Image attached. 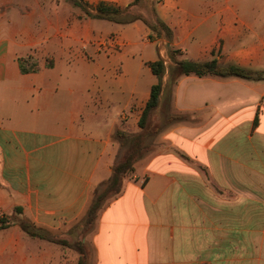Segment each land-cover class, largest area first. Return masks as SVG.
<instances>
[{
  "label": "crops",
  "instance_id": "crops-1",
  "mask_svg": "<svg viewBox=\"0 0 264 264\" xmlns=\"http://www.w3.org/2000/svg\"><path fill=\"white\" fill-rule=\"evenodd\" d=\"M146 2L150 13L122 23L62 1L0 0V264H77L73 248L18 220L71 234L65 227L111 174L117 132L139 130L158 58L166 70L155 112L189 117L156 134L100 209L88 235L95 264H264V80L182 75L168 84L170 48L264 70V0ZM156 18L170 41L143 21ZM28 54L39 68L22 73L18 57Z\"/></svg>",
  "mask_w": 264,
  "mask_h": 264
},
{
  "label": "trees",
  "instance_id": "trees-1",
  "mask_svg": "<svg viewBox=\"0 0 264 264\" xmlns=\"http://www.w3.org/2000/svg\"><path fill=\"white\" fill-rule=\"evenodd\" d=\"M66 1L70 2L74 6L79 7L84 12L86 17L102 18L122 23L130 22L140 18L138 15H134L128 11L129 6L135 4L139 0H133L129 6L123 8L102 0L94 4L89 3L86 0ZM143 21L151 28L152 31H156L158 34L163 33L167 40L170 41L172 32L162 20L156 18L153 24L147 22L146 20ZM176 52L177 49H169V57L173 62V65L168 66L169 88H171L172 85L176 83L177 79L182 75H195L199 77L205 75L219 77L237 76L253 80H264V70H252L236 64H221L216 58H210L201 61L187 58H176ZM18 64L22 73L35 71L39 68V64L32 54H28L25 57H18ZM149 67L152 73L157 77V82L151 86L149 99L147 100L139 116L137 122L139 131L138 133L130 136L123 132H117L118 137H122L128 142V151L121 158H117L115 160L112 166L111 174L109 178L102 184V186L96 185L91 190L90 199L85 212L81 217L84 225H88L93 222L97 216L98 210L102 208L104 201L107 198L115 197L121 191L124 178L130 176L133 173L134 163L144 155L142 148L147 146L144 143V138L152 133L157 134L161 130L160 126L152 127L151 116L152 112L158 106L159 95L162 91V76L166 70V67L163 63V60L160 58L150 62ZM176 116L177 115H169L168 119L172 121L174 118H177ZM20 210L21 209L19 207L15 208L16 212H20ZM18 221L19 226L31 236L46 238L49 241L69 246V243L66 240L56 239L49 234H45L41 231V228L35 227L30 222L24 221L23 219ZM4 226L5 221L1 218L0 228ZM79 253L80 257L78 258L77 263L86 264V261L82 259V257H85L86 255L83 245L79 247Z\"/></svg>",
  "mask_w": 264,
  "mask_h": 264
},
{
  "label": "rangeland",
  "instance_id": "rangeland-1",
  "mask_svg": "<svg viewBox=\"0 0 264 264\" xmlns=\"http://www.w3.org/2000/svg\"><path fill=\"white\" fill-rule=\"evenodd\" d=\"M25 1H34V0H25ZM39 1H41L43 4L45 2H49V0H39ZM61 1L64 2V3L71 4L70 2H68L66 0H53L54 3H58V2H61ZM130 9H129V11L132 14L138 15L140 17H143L142 16V12H147V13L151 12V6L146 2V0H139ZM79 13H82L81 15L84 16V12L83 11L81 12V10H79ZM169 115H177L176 116L177 118H174V120L171 121V120L168 119ZM188 117H189L188 114H186V115H178V114H174V113L170 114L168 111H166L164 109L156 110V112L154 110L152 112V116H151V123H152L151 125H152V127L160 126L161 127V131H162L165 128V126H167V124H170V123L176 121V119L180 120L181 118L186 119ZM138 131L137 132H128V133L124 132V133H126V135L130 136V135L138 133ZM155 137H156V133L155 134L152 133V134H150V135H148V136H146L144 138V143L147 146L142 148V152H144V155L142 157L150 154L154 150V148H155V145H154ZM117 141H118V144H119L117 158H121L128 151L129 145H128V142L125 141L122 137H117ZM104 182L105 181H103L102 183H99L98 185L102 186V184ZM110 199L111 198H107L104 201L103 206ZM99 211H100V209L97 212V216L99 214ZM97 216H96V218L93 220V222L91 224L84 225V222L82 221V218H80L74 224L69 225L68 227H65V229L71 230V234L66 236V237L64 236V234L55 235V236L53 235V237H55L56 239H64V240H66L69 243V246L71 248H73V250L78 252L79 257H80L79 247L83 245V248L85 249V254L86 255H85V257H82V259L84 261H86V264H95L93 249H92L91 245L88 242V235L95 228V223H96ZM82 239H83V241H82Z\"/></svg>",
  "mask_w": 264,
  "mask_h": 264
},
{
  "label": "built area",
  "instance_id": "built-area-1",
  "mask_svg": "<svg viewBox=\"0 0 264 264\" xmlns=\"http://www.w3.org/2000/svg\"><path fill=\"white\" fill-rule=\"evenodd\" d=\"M109 41H110V43H111V45H113V46H116L118 43H117V39H116V37L115 36H110L109 37ZM84 47V46H83Z\"/></svg>",
  "mask_w": 264,
  "mask_h": 264
}]
</instances>
